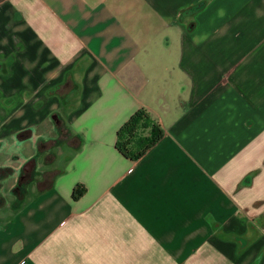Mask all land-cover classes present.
<instances>
[{"label": "crops", "instance_id": "1", "mask_svg": "<svg viewBox=\"0 0 264 264\" xmlns=\"http://www.w3.org/2000/svg\"><path fill=\"white\" fill-rule=\"evenodd\" d=\"M0 264H264V0H0Z\"/></svg>", "mask_w": 264, "mask_h": 264}, {"label": "trees", "instance_id": "2", "mask_svg": "<svg viewBox=\"0 0 264 264\" xmlns=\"http://www.w3.org/2000/svg\"><path fill=\"white\" fill-rule=\"evenodd\" d=\"M149 128V134L140 136V129ZM162 136V130L155 123H150L148 114L143 108L136 110L130 118L118 129L115 147L126 158L139 159ZM85 187L75 185L72 198L77 200L84 193Z\"/></svg>", "mask_w": 264, "mask_h": 264}, {"label": "rangeland", "instance_id": "3", "mask_svg": "<svg viewBox=\"0 0 264 264\" xmlns=\"http://www.w3.org/2000/svg\"><path fill=\"white\" fill-rule=\"evenodd\" d=\"M147 133H148V130L147 129H144V130L139 131V135L140 136H145V135H147Z\"/></svg>", "mask_w": 264, "mask_h": 264}]
</instances>
